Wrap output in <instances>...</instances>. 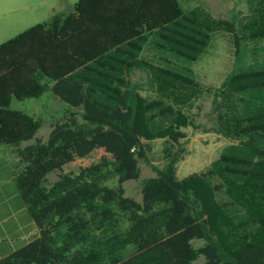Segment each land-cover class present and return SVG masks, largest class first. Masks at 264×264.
I'll use <instances>...</instances> for the list:
<instances>
[{
  "label": "trees",
  "instance_id": "trees-1",
  "mask_svg": "<svg viewBox=\"0 0 264 264\" xmlns=\"http://www.w3.org/2000/svg\"><path fill=\"white\" fill-rule=\"evenodd\" d=\"M218 27L234 35L238 53L233 22L184 10L180 0H78L65 16L0 44V146L17 149L14 191L36 229L0 264H264V66L223 80L218 121L234 142L207 170L178 178L182 128L194 127L183 96L200 86L188 69L141 57L152 44L197 61ZM147 67L159 92L151 100L129 78ZM48 90L73 110L51 124L46 141L20 148L41 122L11 109L12 99ZM155 139L165 140L164 162L142 180L140 200L128 197L122 184L139 178ZM96 150L97 161L63 172Z\"/></svg>",
  "mask_w": 264,
  "mask_h": 264
},
{
  "label": "rangeland",
  "instance_id": "rangeland-1",
  "mask_svg": "<svg viewBox=\"0 0 264 264\" xmlns=\"http://www.w3.org/2000/svg\"><path fill=\"white\" fill-rule=\"evenodd\" d=\"M77 1L0 0V44L35 24L49 22L53 15L65 16ZM180 3L184 10L198 7L211 18L233 22L234 32L241 40L236 53L234 35L218 27L212 33L206 52L197 61H187L173 54H165L152 44H148L141 54L143 59L157 66L188 69L200 86V89H194L195 97H189L188 94L183 96L186 103L181 105V111L192 120L194 127L189 125L182 128L185 137L181 144L186 153L177 164L178 178L207 170L219 159L221 152L234 142L221 131L218 121L217 95L223 80L241 67L264 66V36L252 37L255 32L264 30V3L260 0H180ZM129 78L141 96L149 100L159 96L150 67L135 70L129 74ZM10 108L25 112L41 122L34 139L21 143L20 148L35 139L46 141L51 124L73 110L49 90L39 98L23 101L12 99ZM76 119L77 122H82L80 115H77ZM148 144L149 163L140 159L139 178L122 184L125 195L136 200L141 197L142 180L155 175L152 165L161 167L164 162L162 149L166 144L165 140L155 139ZM102 154V150H96L85 158H77L64 166L63 172L76 173L79 168L97 161ZM18 171L17 149L0 146V244L4 250L8 247H18L36 234L32 220L14 191L12 177ZM58 173L56 171L50 174L49 181H54ZM107 184L116 185V179L108 181ZM199 244L200 242H196V245Z\"/></svg>",
  "mask_w": 264,
  "mask_h": 264
},
{
  "label": "crops",
  "instance_id": "crops-1",
  "mask_svg": "<svg viewBox=\"0 0 264 264\" xmlns=\"http://www.w3.org/2000/svg\"><path fill=\"white\" fill-rule=\"evenodd\" d=\"M10 248L8 247V248H5V250L4 249H1V244H0V255L2 254V253H4V252H6L7 250H9Z\"/></svg>",
  "mask_w": 264,
  "mask_h": 264
}]
</instances>
